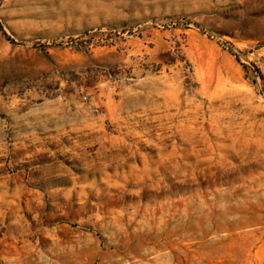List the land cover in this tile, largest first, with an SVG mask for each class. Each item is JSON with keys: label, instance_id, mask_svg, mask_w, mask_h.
I'll use <instances>...</instances> for the list:
<instances>
[{"label": "rangeland", "instance_id": "rangeland-1", "mask_svg": "<svg viewBox=\"0 0 264 264\" xmlns=\"http://www.w3.org/2000/svg\"><path fill=\"white\" fill-rule=\"evenodd\" d=\"M0 264H264V0H0Z\"/></svg>", "mask_w": 264, "mask_h": 264}]
</instances>
